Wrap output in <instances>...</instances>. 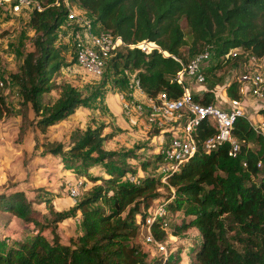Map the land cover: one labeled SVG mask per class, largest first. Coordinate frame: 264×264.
I'll return each instance as SVG.
<instances>
[{
  "label": "trees",
  "instance_id": "16d2710c",
  "mask_svg": "<svg viewBox=\"0 0 264 264\" xmlns=\"http://www.w3.org/2000/svg\"><path fill=\"white\" fill-rule=\"evenodd\" d=\"M37 1L44 9L30 12L34 48L24 51L19 69L9 75L21 97L20 138L32 125L46 133L88 101L72 83L55 82L66 65L63 49L57 44V31L69 14L65 0ZM68 2L92 16L100 31L120 36L128 44L146 40L160 46L161 51L153 50L149 55L138 48H124L109 58L105 82L107 75H112L113 90H129V79L124 73L128 70L147 97L166 93L170 99H178L184 93L176 79L182 62H189L207 45L215 46L217 58L230 49H240L234 59L224 63L216 59L208 71L210 75L230 61H238L239 69L248 55L264 54V0ZM56 88L60 89L59 97L53 103L46 102L45 95ZM226 92L230 98H240L234 80ZM216 98L212 88L193 94V99L201 104L214 103ZM9 110L7 105L0 106V118ZM106 127L102 122L84 132H75L67 151L62 143L49 147L51 153L64 157L70 169L84 168L86 172L80 170L78 174L92 182L70 210H55L56 196L45 192L39 197L49 216L41 217L25 191L0 194L1 211L34 225V229L28 228L27 238H19L0 250V264H164L163 258L147 263V253L135 242L140 236L144 239L149 210L164 197L159 191L163 187L170 190L166 199H160L166 203L167 215L155 220L151 231L158 240H164L168 231L163 223H169L171 215H181L175 225L176 235L196 228L201 234V245L193 250L189 264H264V137L253 130L247 117H237L233 123L232 133L241 141L236 157L228 154L226 142L209 152L200 150L179 171L171 173L166 183L153 174L145 175L139 184L129 181L126 176L137 175L138 168L125 160L136 156L125 150L105 149V141L116 135H105ZM215 133L216 128L204 120L196 136L203 141ZM90 163H104L106 175H90ZM161 163L162 156L156 152L139 168L147 172L149 167L159 168ZM78 213L81 234L66 243L58 225ZM169 263L170 260L166 264Z\"/></svg>",
  "mask_w": 264,
  "mask_h": 264
},
{
  "label": "rangeland",
  "instance_id": "374dc122",
  "mask_svg": "<svg viewBox=\"0 0 264 264\" xmlns=\"http://www.w3.org/2000/svg\"><path fill=\"white\" fill-rule=\"evenodd\" d=\"M71 7L78 14L85 13L77 6L71 5ZM86 15L92 22L93 31L95 33L100 32L92 16L88 13ZM30 16L29 12H24L14 17L7 9L0 8V81L4 82V86L0 89V106L5 107L7 105L10 108L7 111L8 113L0 118V194L11 193L16 190L25 191L28 198L34 200L33 205L38 212L37 215L43 217L49 216V212L45 202L41 201L42 198L39 197L41 194L49 192L56 198L61 197L67 200L70 196L68 191L69 184L75 183L78 179L89 182L87 177L85 178V176L78 174L80 170L81 172H86L84 168L70 169L65 164L63 156L51 153L49 150L50 145L55 146L58 143H62L67 151L74 142L75 132H84L87 128L97 127L102 123L103 119L101 116H111L108 100H106L107 97H111V91L118 93L120 97L125 96L128 99V96L126 95V88L112 90L114 82L112 75H107V81L105 82L106 72L102 76L96 77L87 73L77 64L76 42L82 37L84 29L77 22L66 19L57 31V44L63 49L66 65L56 76L55 82L57 84L63 82L72 83L82 90L88 98L87 104L79 108L65 122L47 129L46 133H42L35 125H32L28 127V131H26L23 138H20L23 125V119L20 114L21 97L17 93V87L9 81V75L19 69L24 51L34 48L32 39L35 35V30L30 25ZM182 24L185 31L189 32L186 23L182 21ZM213 62L212 67L217 63L215 60ZM238 64V61L224 64L216 68L212 75L208 73L210 69L207 70L206 81L199 85V93L206 88H212L217 96L221 95L223 101L226 100V88L229 82L234 79L235 74L239 72ZM218 78H221V80L218 81ZM189 88L190 91H193L191 86ZM59 94L60 89L56 88L45 95V101L53 103L59 97ZM246 98H243V105L247 107L246 113L251 114L248 118L256 121L258 116L261 115L264 105L255 98H250V100ZM31 118H34L33 111H31ZM131 118L133 119L131 121L127 118V132L132 130V126H137L134 124L135 119L144 122L145 126L147 125L145 119L142 120L141 117L134 113L130 116ZM168 127L170 128L171 125ZM141 132L143 138L135 142L133 147L118 150L133 152L136 158H127L125 162L138 169H140L139 167L143 160L154 156L152 151H155V153L160 152L165 142L173 137L172 131L163 134L160 129L151 127H144ZM255 146V144L252 145V147ZM116 160H120V158H116ZM87 172L90 175L107 173L104 163H90ZM147 172H139V175L135 176L142 180L145 175L153 174L158 178H162L163 182H167L164 181L163 175L158 172V167H149ZM129 175L130 173L126 178ZM159 191L165 199L170 194V190L165 187ZM160 199L154 202L152 209L160 205ZM60 202L62 204L64 202L66 208L69 206L64 200H60ZM72 207L69 206L63 211H68ZM171 216L169 218L168 234L164 239V243L171 254L169 264H189L193 257V250L201 245V234L197 229H190L181 235H176L175 225L180 222L181 215ZM13 219L15 220L14 222H12ZM10 222L12 226L8 228L7 223L9 224ZM80 224L79 213L60 223L58 227L62 240L68 243L72 239H77L81 234ZM28 228L32 230L34 225L29 226L20 218L6 216L0 212V250H4L10 241L27 238ZM45 233L49 235L48 230ZM135 242L147 253V263L163 258L158 249L148 244L141 236Z\"/></svg>",
  "mask_w": 264,
  "mask_h": 264
},
{
  "label": "built area",
  "instance_id": "2783aa9c",
  "mask_svg": "<svg viewBox=\"0 0 264 264\" xmlns=\"http://www.w3.org/2000/svg\"><path fill=\"white\" fill-rule=\"evenodd\" d=\"M65 3L69 8L67 19L77 22L85 32V35L76 42V61L87 73L96 77L102 76L108 59L124 48H138L147 55L151 54L153 50L161 51L160 46L155 42L144 40L128 44L120 36L115 37L104 31L95 33L92 22L86 13L78 14L68 0H65ZM0 8L7 9L14 17L24 12L30 13L34 9H44L37 0H0ZM239 54L240 49H230L226 54L217 58L215 46L207 45L189 62H182V69L176 75L177 81L184 88V93L180 98L170 99L166 93H161L156 98L148 97L144 103L130 97L127 107L131 114L134 113L138 117L144 118L149 127L160 129L163 134L169 131L173 133V137L166 141L160 149L162 163L158 172L163 175L164 181L171 173L179 171L200 150L209 152L226 142L229 144L228 154L230 156L236 157L239 152L241 141L232 133L233 123L237 117L248 118L251 116L246 113L247 107L243 105L244 97H247V100L255 98L264 105V54L261 56L248 55L241 64L239 72L235 74L233 80L238 83L240 98H230L227 95L226 100L223 101L222 96L216 94V101L211 104H201L193 99V87L196 88L206 81L207 74L205 72L212 67L214 60L221 59L224 63L236 58ZM124 73L129 79V89L143 92L137 85L136 76L128 70H125ZM3 86L4 82L0 81V89ZM189 86L193 91H190ZM204 120L216 128V133L199 141L196 132L201 121ZM248 121L253 130L264 137V116L261 115L256 121L248 118ZM169 125H171L170 128ZM257 165L260 166L261 163L258 162ZM127 179L136 184L141 182L138 176L132 174ZM85 189L86 182L82 179H78L68 186L69 195L76 203ZM152 207L149 210L147 233L143 240L158 249L163 256L164 264H166L170 260L171 254L164 240H158L153 235L151 224L167 215V206L165 202H160L159 206L154 209ZM168 227L169 223L165 220L163 228L168 230Z\"/></svg>",
  "mask_w": 264,
  "mask_h": 264
},
{
  "label": "crops",
  "instance_id": "0c3cea01",
  "mask_svg": "<svg viewBox=\"0 0 264 264\" xmlns=\"http://www.w3.org/2000/svg\"><path fill=\"white\" fill-rule=\"evenodd\" d=\"M85 13H87V12H85ZM29 19H30V17H29ZM84 33H83V35H85ZM193 89H194L193 94H201V93H199V89H200L199 86H196V88L193 87ZM111 93H112L111 97H107L106 100H108V107L110 108V112L112 114H111L110 117H109V115H104L103 117L101 116V118L103 119L101 122H105L107 124V127L104 130V134L105 135L108 134V133H111V132H115L116 135H114V137L106 140L105 143H104V147L107 150H112L113 149V151H118L120 149L133 147L135 145V142H138L139 140H141V138H143V136L141 134L142 133L141 131L144 130V127L145 128L149 127L148 124L145 126L144 122H142L140 120L137 121V119L134 118L135 119L134 124H136L137 126H132V128H131L132 130L127 132V127L128 126H126V125L128 124V119L130 121L133 120L132 118L130 119V116L132 114H131V112L129 111V109L127 107L130 97L134 98L137 101L144 102V103L147 101L148 97H147V95L144 92H142L140 90H130L129 89L126 92V95L128 96V99L125 96L120 97V95L118 93H114L113 91H111ZM262 109H263V111L261 112V115L264 116V108H262ZM30 115H31V112H30ZM73 115H71V116H73ZM260 116H258V118ZM141 119L143 120L144 118H141ZM66 120L67 119L61 121L60 123L65 122ZM58 124H56V125H58ZM56 125H53V126H56ZM53 126H51V127H53ZM154 141H155V139H154ZM152 153H155V151H152ZM139 172H143L144 173V171L142 169H138V174L137 175H139ZM91 175H103V176H105L106 174L94 173V174H91ZM85 178H86V176H85ZM91 183L92 182L90 180H89V182H86V189L91 186ZM58 193L61 194L60 191H58ZM60 200H64L65 202H67V204H69V206H74L76 204L74 199H72L70 196L67 198V200L65 198H61V197H57L56 198L55 197L53 203L55 205L54 208L57 211H63V210H66L67 208H69V206H67V208H66L65 203L63 202V204H62V202H60ZM0 212L3 215H6V216L9 215L11 217L16 218L15 216H13L12 214H10L8 212L1 211V210H0ZM14 221L15 220L13 219L12 222H14ZM11 226H12L11 222L9 224L7 223V227L8 228H10ZM193 229H196V228H193ZM10 242H12V241H10ZM10 242H8V244Z\"/></svg>",
  "mask_w": 264,
  "mask_h": 264
}]
</instances>
